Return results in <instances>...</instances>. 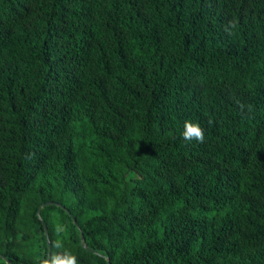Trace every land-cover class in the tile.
<instances>
[{"label": "trees", "instance_id": "obj_1", "mask_svg": "<svg viewBox=\"0 0 264 264\" xmlns=\"http://www.w3.org/2000/svg\"><path fill=\"white\" fill-rule=\"evenodd\" d=\"M57 225L78 264H264V0H0V264Z\"/></svg>", "mask_w": 264, "mask_h": 264}, {"label": "clouds", "instance_id": "obj_2", "mask_svg": "<svg viewBox=\"0 0 264 264\" xmlns=\"http://www.w3.org/2000/svg\"><path fill=\"white\" fill-rule=\"evenodd\" d=\"M182 136L185 141H197L204 142V130L199 123L186 120L184 123V129ZM57 239L54 242L53 247L57 250L50 258L41 261V264H78L77 257L64 248L63 239L60 238L61 234L65 232V228L61 225H57L55 228Z\"/></svg>", "mask_w": 264, "mask_h": 264}, {"label": "water", "instance_id": "obj_3", "mask_svg": "<svg viewBox=\"0 0 264 264\" xmlns=\"http://www.w3.org/2000/svg\"><path fill=\"white\" fill-rule=\"evenodd\" d=\"M75 222V220H74ZM45 231H46V227H44ZM47 234V233H46ZM81 237H82V240H83V236L81 234ZM83 246H85V244H83ZM51 257V254H50V243L48 242V257L47 258H50Z\"/></svg>", "mask_w": 264, "mask_h": 264}]
</instances>
